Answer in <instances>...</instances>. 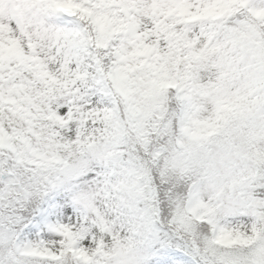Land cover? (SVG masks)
<instances>
[{
  "label": "snow or ice",
  "instance_id": "obj_1",
  "mask_svg": "<svg viewBox=\"0 0 264 264\" xmlns=\"http://www.w3.org/2000/svg\"><path fill=\"white\" fill-rule=\"evenodd\" d=\"M0 264H264V0H0Z\"/></svg>",
  "mask_w": 264,
  "mask_h": 264
}]
</instances>
